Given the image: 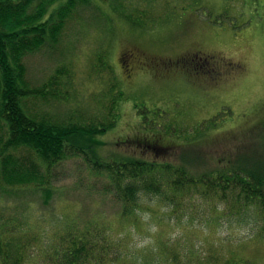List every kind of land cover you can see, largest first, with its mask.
<instances>
[{"label":"rangeland","instance_id":"374dc122","mask_svg":"<svg viewBox=\"0 0 264 264\" xmlns=\"http://www.w3.org/2000/svg\"><path fill=\"white\" fill-rule=\"evenodd\" d=\"M135 4L138 12L144 13L142 17L149 29L128 25L123 30L116 28L108 38L95 21L93 9L82 10L77 19L67 24L56 49L46 46L36 54H29L27 80L33 86L41 85L64 64L71 67V83L59 89L60 97L46 102L29 100L28 107L35 103V110L38 105L65 123L93 120L98 125L108 122L115 114V125L95 137L104 143L98 147L100 156L110 160L124 155L138 157L140 153L135 145L124 144L128 139H153L144 117L158 125L171 123L191 128V135L184 133L168 139L187 151L196 148L208 151L215 146L212 154L224 150L223 140L251 138L261 129L264 0H135ZM129 40L136 41L148 57H140L138 63L132 57L125 69L122 54ZM188 51L208 56L217 72L186 69L170 65L166 60ZM102 56L107 64L99 61ZM135 64L149 73L147 79L138 80ZM118 93L123 97L113 104ZM216 116L215 128L201 125ZM161 146L165 147V143ZM89 160L90 153L70 152L54 166L49 173L50 186L54 189L50 199L32 188L0 194V221L23 236L29 245V263L44 264L43 241L50 245L71 227L81 230L106 225L116 234L121 232V205L110 190L109 180L105 175H96ZM157 210L158 213L149 209L138 212L146 229H131L134 248L141 250L153 241L162 213ZM201 215L210 219L207 210ZM256 217L253 213L243 221L235 217L227 221L223 217L212 226L200 225L197 220L189 222L186 218L188 228H178L169 234L172 237L184 234L182 239L188 244L196 242L198 249L203 248L200 241L205 238H212L211 242L227 238L230 243L225 246L229 249L232 242L237 243L236 239L260 232L262 221ZM33 235L36 240L30 239ZM256 248L254 243H248L244 253L255 264H263L264 244Z\"/></svg>","mask_w":264,"mask_h":264},{"label":"trees","instance_id":"16d2710c","mask_svg":"<svg viewBox=\"0 0 264 264\" xmlns=\"http://www.w3.org/2000/svg\"><path fill=\"white\" fill-rule=\"evenodd\" d=\"M90 9L108 38L116 28L123 30L128 25L149 29L135 0H0V194L32 188L50 199L54 193L49 178L53 167L70 152L90 153L92 170L96 175L106 176L121 205L120 233L106 225L81 230L71 227L54 243L43 241L44 264H255L244 250L251 242L256 249L264 244L263 123L251 138L223 140L224 150L212 154L215 146L208 151L197 148L187 151L168 139L184 133L191 135V128L171 123L158 125L144 117L153 139H128L124 144L135 145L138 157L124 155L110 160L100 156L98 147L104 143L95 137L115 125V114L98 125L93 120L65 123L48 115L37 103V110L35 103L28 107L29 100L46 102L60 97L59 89L71 83V67L60 66L41 85L33 86L27 80L26 57L46 46L56 49L67 24L77 19L82 10ZM132 57L138 63L140 57L147 58L148 54L136 41L129 40L122 54L125 69ZM166 60L186 69L217 72L216 66L211 67L210 58L198 51ZM103 63L107 64L104 60ZM135 66L138 80L149 77L139 64ZM122 97L118 93L113 104H118L116 100ZM217 117L201 125L215 128L213 122ZM164 143L165 147L161 146ZM145 209L151 213H158L159 209L162 213L156 220L158 229L153 241L139 250L131 242V229H146L138 213ZM204 210L209 212L210 219L201 215ZM249 213L262 221L260 232L236 239L237 243L232 242L229 249L225 246L230 243L227 238L213 242L209 240L212 238H205L200 241L203 248L198 249L196 242L188 244L182 239L184 234L176 237L169 234L178 228H188L186 218L212 226L223 217L227 221L234 217L243 221ZM17 231L0 221V264H31L29 245ZM30 239L36 240L35 235ZM261 262L264 264V258Z\"/></svg>","mask_w":264,"mask_h":264}]
</instances>
